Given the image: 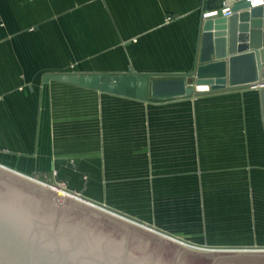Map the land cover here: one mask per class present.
I'll use <instances>...</instances> for the list:
<instances>
[{
  "label": "crops",
  "instance_id": "crops-1",
  "mask_svg": "<svg viewBox=\"0 0 264 264\" xmlns=\"http://www.w3.org/2000/svg\"><path fill=\"white\" fill-rule=\"evenodd\" d=\"M224 1L0 0V164L191 242L264 243L261 87L150 101L44 81L190 72Z\"/></svg>",
  "mask_w": 264,
  "mask_h": 264
},
{
  "label": "water",
  "instance_id": "water-1",
  "mask_svg": "<svg viewBox=\"0 0 264 264\" xmlns=\"http://www.w3.org/2000/svg\"><path fill=\"white\" fill-rule=\"evenodd\" d=\"M226 1L233 4L230 17L219 10L202 20L197 62L190 72H49L44 81L150 101L200 95V84H209L210 91L264 84V5ZM260 96L264 121V86ZM66 191L72 195L0 164V264H264V252L195 250Z\"/></svg>",
  "mask_w": 264,
  "mask_h": 264
},
{
  "label": "rangeland",
  "instance_id": "rangeland-1",
  "mask_svg": "<svg viewBox=\"0 0 264 264\" xmlns=\"http://www.w3.org/2000/svg\"><path fill=\"white\" fill-rule=\"evenodd\" d=\"M1 165H3V164H1ZM30 177H32V176H30ZM32 178L37 179V180H39V181H41V182H43L45 184H48L49 186H51L53 189H55L58 192H61L63 194H65V192H67L66 189L64 190L63 186L61 184H59L58 182L57 183L60 186H58V187L52 186V184L54 183V180H51V179L50 180L49 179L48 180H42V179H38V178H35V177H32ZM67 194H68V192H67ZM69 194L72 195L71 193H69ZM74 198L80 199L81 196L76 194L74 196ZM93 203H95L97 206H99V207H97L98 209H100L102 211L106 210L104 206L101 207L95 201H93ZM108 213L113 214L109 210H108ZM144 224H146V223L144 222ZM207 224H208V226L214 227L216 225V217H208V221L206 220V226H207ZM136 225H140V224L137 223ZM145 229L148 230V228H145ZM155 230L156 231H159V232H156ZM149 231H152V232H154V233H156L158 235H161V236H163L165 238H168V239H170L172 241H175V242H177L179 244H182L184 246H187V247H190L192 249L199 250V251H247V252H264V243H260V241H258V240L257 241L254 240L255 241L254 243H231V244H223V243L216 242V240H214L216 238H209V237H205L204 238L203 237V241L202 242H194V241L191 242L190 239H187L188 236L184 235L183 233H179V235L176 236V235H172V234L164 231L163 229H158V228H155L154 229L153 227H151ZM258 231H259V229H258Z\"/></svg>",
  "mask_w": 264,
  "mask_h": 264
},
{
  "label": "built area",
  "instance_id": "built-area-1",
  "mask_svg": "<svg viewBox=\"0 0 264 264\" xmlns=\"http://www.w3.org/2000/svg\"><path fill=\"white\" fill-rule=\"evenodd\" d=\"M241 1V0H237ZM245 2L249 3V7H256V6H262L264 5V0H243ZM232 3L228 1H224L220 6L212 9L204 10L202 13V20H205L208 17L217 16L219 14V10L221 11L222 16L224 17H230L234 12L232 10ZM264 84H258L255 87H263ZM202 87H205L206 89H201ZM197 91L201 92H207L211 90V87L209 84H200L196 86Z\"/></svg>",
  "mask_w": 264,
  "mask_h": 264
},
{
  "label": "bare ground",
  "instance_id": "bare-ground-1",
  "mask_svg": "<svg viewBox=\"0 0 264 264\" xmlns=\"http://www.w3.org/2000/svg\"><path fill=\"white\" fill-rule=\"evenodd\" d=\"M201 89H206V88H205V87H202ZM52 186H55V185L52 184ZM55 187H58V186H55ZM64 190H65V188H64ZM67 192H68V191H67ZM68 193H71V192H68ZM71 194H72V193H71ZM96 203L98 204V202H96ZM100 204H101V203H99V205H100ZM100 206H101V207L104 206V207L106 208L105 205H102V204H101Z\"/></svg>",
  "mask_w": 264,
  "mask_h": 264
}]
</instances>
